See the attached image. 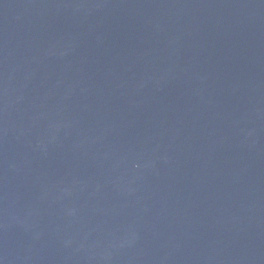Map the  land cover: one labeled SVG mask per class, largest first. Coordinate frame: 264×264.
Masks as SVG:
<instances>
[{"label":"water","instance_id":"water-1","mask_svg":"<svg viewBox=\"0 0 264 264\" xmlns=\"http://www.w3.org/2000/svg\"><path fill=\"white\" fill-rule=\"evenodd\" d=\"M0 264H264V0H0Z\"/></svg>","mask_w":264,"mask_h":264}]
</instances>
